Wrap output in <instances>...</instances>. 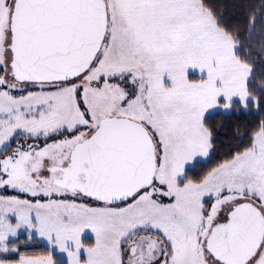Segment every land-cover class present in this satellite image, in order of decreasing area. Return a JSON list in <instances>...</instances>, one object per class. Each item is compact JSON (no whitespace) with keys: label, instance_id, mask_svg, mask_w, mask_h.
<instances>
[{"label":"snow or ice","instance_id":"6c2138e0","mask_svg":"<svg viewBox=\"0 0 264 264\" xmlns=\"http://www.w3.org/2000/svg\"><path fill=\"white\" fill-rule=\"evenodd\" d=\"M237 40L205 0H0V264H61L8 259L21 229L67 264H264V122L185 171L210 109L264 105Z\"/></svg>","mask_w":264,"mask_h":264},{"label":"trees","instance_id":"16d2710c","mask_svg":"<svg viewBox=\"0 0 264 264\" xmlns=\"http://www.w3.org/2000/svg\"><path fill=\"white\" fill-rule=\"evenodd\" d=\"M214 11L223 27L238 35L240 45L238 55L252 67L249 88L259 98L264 95V0H205ZM255 19V30L250 31V18ZM264 122V105L259 107L249 103L248 109L236 105L230 112L217 110L205 117V124L211 131L212 152L206 161L197 163L187 170L192 179H199L212 168L218 166L251 143V139ZM25 252H40L47 249L41 243H31L22 248Z\"/></svg>","mask_w":264,"mask_h":264},{"label":"rangeland","instance_id":"374dc122","mask_svg":"<svg viewBox=\"0 0 264 264\" xmlns=\"http://www.w3.org/2000/svg\"><path fill=\"white\" fill-rule=\"evenodd\" d=\"M190 78L191 79H199L200 76H199V73H198V70H190ZM251 78V76H250ZM29 90H35V89H29ZM14 94H24V93H14ZM236 105H239L241 106L243 109H248L249 106L247 108L243 107L240 103V100L239 98H234V102H233V106L229 109H224L222 106H218L216 108H213V109H210L206 114H205V117H207L209 114L217 111V110H223V111H226V112H230L234 109V106ZM55 139V138H54ZM16 140H19L20 142H23L24 140V137L23 135H17L16 137ZM16 140L13 141V143L11 144V148H14L16 146ZM29 142L31 143L32 141L29 140ZM51 142V141H49ZM210 143H211V148L209 149V155L208 156H202V155H198L193 161L189 162V163H186L185 165V171L187 172V170L191 167H193L197 161H206L211 152H212V140H210ZM11 148H9L8 150L10 151ZM78 202H83V203H88L92 206H99V204L97 202H94V201H91V200H83V201H78ZM167 202V201H165ZM82 242L87 246V245H91L95 242V236H94V233H91L90 230H86L84 234H82ZM12 241L13 243L15 244V246L18 248V252L17 253H10L8 254L7 258L8 259H11L13 261H16L19 259L20 256H41V255H45L47 254L50 250L53 251V255L54 257L61 262V264H67V256L65 253H61L59 252V250H53L50 248V246L48 245V242L45 238H42V237H39L38 234L36 233H33L32 235V238L29 239L28 238V234H27V231L24 230V229H21L20 232L18 233L17 237H14L12 238ZM34 242H37V243H41L45 246H47V249H44L40 252H34V253H31V252H25L22 248L23 247H26L28 246L29 244L31 243H34ZM81 254L82 256L86 255L84 249L81 250ZM0 258H5L3 256H0Z\"/></svg>","mask_w":264,"mask_h":264}]
</instances>
